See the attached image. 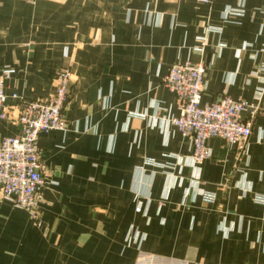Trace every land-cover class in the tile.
<instances>
[{
  "label": "crops",
  "instance_id": "obj_1",
  "mask_svg": "<svg viewBox=\"0 0 264 264\" xmlns=\"http://www.w3.org/2000/svg\"><path fill=\"white\" fill-rule=\"evenodd\" d=\"M187 61L207 67L203 105L253 102L264 0H0V141L20 134L25 103L54 95L62 68L72 73L67 130L38 142L43 226L29 234L27 213L0 190V264H52L48 243L56 264H264V97L243 153L211 139L212 156L194 166L163 83Z\"/></svg>",
  "mask_w": 264,
  "mask_h": 264
},
{
  "label": "built area",
  "instance_id": "obj_2",
  "mask_svg": "<svg viewBox=\"0 0 264 264\" xmlns=\"http://www.w3.org/2000/svg\"><path fill=\"white\" fill-rule=\"evenodd\" d=\"M200 1L209 4L213 0ZM228 13L241 14V11L229 10ZM206 45V41L202 39L198 51L204 53ZM70 68V65H67L58 72L52 97L24 104L18 117L20 134L0 141V190L5 198L13 202L15 208L24 210L38 223L42 218L40 192L45 184V165L38 142L50 132L67 130L64 111L72 86ZM206 71L204 63L194 64L187 61L173 65L163 80L165 87L176 96L179 103V116L172 118L170 122L178 128L183 138L190 142L194 166H199L212 156L208 146L211 139H219L243 153L252 134L253 119L260 112L264 97L262 89L256 94L253 102L233 100L224 96L203 105ZM10 73L4 70L3 76ZM6 101L5 85L3 80H0L2 120L8 118ZM244 113L249 114L247 120L242 118ZM145 166L164 167L154 160H146ZM204 200L214 202L216 196L213 193L204 194ZM256 201L262 202V198H256ZM139 211L138 209L137 212ZM143 258L144 264H153L159 260L151 255H144Z\"/></svg>",
  "mask_w": 264,
  "mask_h": 264
},
{
  "label": "rangeland",
  "instance_id": "obj_3",
  "mask_svg": "<svg viewBox=\"0 0 264 264\" xmlns=\"http://www.w3.org/2000/svg\"><path fill=\"white\" fill-rule=\"evenodd\" d=\"M67 66V65H66ZM165 86V85H164ZM66 109V108H65ZM25 212V211H24ZM27 213V212H26ZM27 215H28V213H27ZM28 218H29V234H32V233H35L36 232V228H41L42 226H43V220H42V218H41V222H36L35 220H33V219H31L30 218V216L28 215ZM51 230L48 228V231H47V233H46V238H48L47 240L49 241V237H50V235H51V232H50ZM49 244V251H47L46 253L48 254L47 256H51V259H50V261L52 262V264H56V261L52 258L53 257V252H52V249L51 248H53V245L51 244V243H48ZM34 250H37V248H34ZM143 257H141V259H140V263H138V264H141V262L143 261ZM94 261V263L96 262V261H98L97 259H95V260H93ZM159 261L160 260H156V261H154V263L153 264H159ZM145 263V260L143 261V264ZM149 264H152V263H149Z\"/></svg>",
  "mask_w": 264,
  "mask_h": 264
}]
</instances>
